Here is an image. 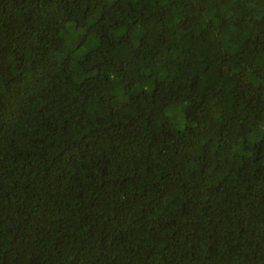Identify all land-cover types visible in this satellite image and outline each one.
<instances>
[{
	"label": "trees",
	"instance_id": "obj_1",
	"mask_svg": "<svg viewBox=\"0 0 264 264\" xmlns=\"http://www.w3.org/2000/svg\"><path fill=\"white\" fill-rule=\"evenodd\" d=\"M0 264H264V0H0Z\"/></svg>",
	"mask_w": 264,
	"mask_h": 264
}]
</instances>
